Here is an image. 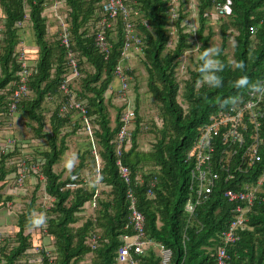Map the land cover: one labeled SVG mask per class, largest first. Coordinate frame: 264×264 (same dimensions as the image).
Segmentation results:
<instances>
[{
  "label": "trees",
  "instance_id": "obj_1",
  "mask_svg": "<svg viewBox=\"0 0 264 264\" xmlns=\"http://www.w3.org/2000/svg\"><path fill=\"white\" fill-rule=\"evenodd\" d=\"M63 1L71 48L82 74L71 89L91 119L102 186L96 207L92 210L89 205L92 210L89 213L85 205L92 202L99 190L94 183L96 161L89 137L80 132V114L59 113L63 101L59 86L66 73V52L60 45L58 31L50 34L48 30L44 7L48 0H0V131L10 128L16 140L0 155V210L15 212L9 203L14 207L17 202L21 204L13 227L8 226L2 232L0 264H83L85 259L90 264H119L120 236L134 233L125 197L127 186L116 166L115 137L122 125L125 105L122 101L116 106L112 95L107 96L116 80L114 71L122 59L123 22L118 17L105 30L111 44L105 56L95 46L104 0ZM226 1L123 0L132 12L138 13L134 20L135 35L140 39L142 52L137 56L146 72L147 90L156 116L151 127L144 123L135 85L134 130L121 159L131 174V188L136 208L144 216L146 237L171 251L166 264H215L216 250L221 245L219 235L234 217L238 204L228 202L224 192L240 191L243 183L251 185L264 173L262 118L261 161L253 166L248 164V158L243 162L246 143L240 146L238 142L233 145L227 141L224 145V133L218 134L212 139V169L219 179L212 193L192 214L185 209L188 201L196 199V187L190 188L192 165L186 161V155L203 132V126L218 111L240 104L247 92L264 80V0H229L231 14L218 16L215 7L223 6ZM176 4L178 7L173 12L172 6ZM191 5L195 9L196 27L187 31L185 21L194 13ZM25 6L29 27L17 25L24 19ZM214 25L218 26L217 33L212 29ZM26 33L32 34L31 43L36 47V52L28 50L26 55L33 68L28 82L30 94L20 102L18 119L12 120L7 106L19 68L15 47L20 41H30ZM134 72L130 67L125 71L129 78ZM111 109L115 110L114 117ZM249 129L253 130V123H249ZM145 133L154 135L149 150L139 145ZM76 137H85L86 142L78 148L77 164L66 171L61 161ZM228 145L237 150L235 155H221ZM220 156L231 168L232 181H226L225 173L218 167ZM17 160L39 165L44 181H38V174L31 172V177L24 181V192L12 193L18 174ZM84 169L89 170L88 176L82 172ZM75 174L79 186L66 188ZM87 178L89 181L85 183ZM154 178L153 196L149 197V181ZM44 196L51 199L46 208L41 205ZM263 199L264 183L251 207L247 228L238 231V240L226 248L228 264H264ZM42 211L46 215V234L41 231L39 212ZM44 237L52 245H48L55 256L52 262L44 251L47 250ZM92 238L94 244L90 243ZM34 249L40 251L36 253ZM135 262L162 264L154 246L144 255L135 256Z\"/></svg>",
  "mask_w": 264,
  "mask_h": 264
},
{
  "label": "built area",
  "instance_id": "obj_2",
  "mask_svg": "<svg viewBox=\"0 0 264 264\" xmlns=\"http://www.w3.org/2000/svg\"><path fill=\"white\" fill-rule=\"evenodd\" d=\"M26 1V0H25ZM171 3H178V0H170ZM230 1H226L223 6H216L218 16L224 17L231 14ZM63 0H48L44 7L47 11V16H52L57 20L58 34L60 45L65 49L66 56V73L63 75L62 82L59 86V93L63 96V101L60 103L59 113L60 114H74L78 112L80 114V132L85 136H88L92 144V153L96 161V168L94 171V183L101 188L100 183V171L99 164L100 158L98 157L97 151L94 146L93 140V128L90 117L86 113L84 105L77 100L75 93L71 89V86L77 82L82 74L79 68L78 59L73 52L69 38V33L67 30V25L64 16L59 14V11L64 9ZM178 5L172 6V11L175 12ZM194 9V6L191 5ZM24 19L18 23V26H30L28 8L25 6ZM195 12V11H194ZM138 15L137 12H132L123 2V0H104L101 3L100 9V20H99V31L95 35V46L97 49L108 56L111 44L107 40V35L105 30L112 27V22L114 23L118 17L122 19L123 22V32H124V43L121 54V62L117 65L114 71V77L119 83L120 91L119 97L122 98L125 109L122 113L121 121L122 125L115 137L116 145V166L118 168V173L122 181L127 186L126 199L129 202V220L132 225L134 233L132 235H122L120 236V241L122 243L118 250V263L119 264H135V256L144 255L152 246L156 247L157 252L161 258L162 264L169 262L171 257V251L163 246L155 245L154 242L147 238L144 230V216L136 208V199L134 192L131 188L132 179L131 174L127 166L122 162L121 155L132 138L134 124H135V113L133 111L132 101L126 96L129 90V81L131 78L127 77L125 71L127 66L124 62H129L134 56L139 55L141 51L140 39L135 35V17ZM191 21L188 19L185 21L187 24V31L194 30L195 25V14L190 17ZM1 37V34H0ZM31 41L23 40L20 41L15 47V58L19 65L16 71V79L13 82V87L11 90V95L8 101V115L12 120H16V114L20 105L22 98L29 96L30 92L28 89V82L33 74V68L29 65L26 60V55L28 50L31 52H36V47L31 43ZM198 45V44H197ZM198 47V46H196ZM183 64L181 66V71L183 72L184 63L186 57L182 58ZM111 90V88H110ZM264 118V80L261 82L259 87H256L247 92V96L242 100L240 104H232L228 109L220 110L218 113L209 117L207 124L203 126V132L195 140L190 151L186 155V161L190 162V188L196 187V199L195 201H188L186 203L185 209L188 213L192 214L196 207L203 203L208 196L212 193L216 181L219 179V174L212 169L213 160L212 155L214 153V146L212 139L218 134H223V143L230 141V144L235 145L237 142L241 146L244 142L247 147L245 148L242 161L245 162L248 158V164L253 166L261 161V156L259 155V129L260 120ZM76 123V122H75ZM249 123H253V130L249 129ZM74 124H72L73 126ZM79 132V133H80ZM249 142L247 144V140ZM16 142L13 132L9 129H3L0 131V155L6 153L10 147ZM242 144V145H243ZM233 145H228L225 150H222L223 154L235 155L237 150L232 149ZM234 150L232 153L229 152ZM17 166V177L14 180V185L11 188L12 193L18 194L23 193L25 190L24 181L30 178V173L38 174V181H44L43 175L40 173L41 168L39 165L27 163L24 160H17L15 162ZM218 167L226 175V181H232L234 179L231 173V168L229 165L223 163V158L221 156L218 160ZM246 172V170H245ZM71 182L66 185V188L74 189L78 187L77 180H79L78 175H73L70 178ZM141 182V180H139ZM33 182L34 178H33ZM85 182V181H84ZM264 183V173L258 178L253 184L243 183L242 190L233 191L228 189L224 192V198L228 202H238L234 209V217L228 223L225 230L219 235L221 245L217 248L215 254V264H228V255L226 248L228 245L233 244L238 240L237 233L240 230L247 228L248 215L251 211L252 205L257 201V194L260 191L262 184ZM156 178L149 181V190L147 192L149 197L153 196L151 191L155 187ZM248 184V185H247ZM99 190L95 192L93 200L90 203L91 209H95V200L99 196ZM264 201V199L262 200ZM51 202V199L47 196L42 198L41 205L43 208L47 207V204ZM9 205L16 208L17 211L20 209L21 204L16 203L15 207L12 202ZM90 209V208H89ZM90 209V210H91ZM91 210V211H92ZM38 215V214H37ZM39 218H41V231L43 234L47 232V222L45 212H39ZM6 231L0 227V241L2 232ZM90 243L94 244V238L90 240ZM91 244V245H92ZM50 248L47 246L46 252L47 257L50 262L55 258L54 254L50 252ZM43 250V248H41ZM37 253L38 249H34ZM36 260V262H38ZM40 264V263H38Z\"/></svg>",
  "mask_w": 264,
  "mask_h": 264
},
{
  "label": "rangeland",
  "instance_id": "obj_3",
  "mask_svg": "<svg viewBox=\"0 0 264 264\" xmlns=\"http://www.w3.org/2000/svg\"><path fill=\"white\" fill-rule=\"evenodd\" d=\"M194 1H196V0H194ZM193 14H195V12ZM212 15H214V14H212ZM189 20L191 21V18H189ZM212 29H213V31H215L217 33L218 26L214 25L212 27ZM26 34L28 37L27 39H29L31 41L32 40V34H28V33H26ZM215 37H216V40H214V43L216 44V41L218 39V35H216ZM139 59L140 58H138V56H134L131 60L132 62L127 64L128 67H130V69L133 68L135 71L134 75L131 78L129 87L133 88V87H135V85L138 87L136 94L138 95V99L140 102V114L143 118L144 123L147 124L149 127H151V124L153 123V119L156 115H155V110H154L152 98H151V96L147 90L146 72H145V69L143 68V66L141 65V63L139 62ZM135 80H137V81H135ZM117 85H119V83L117 80H115L113 82L112 86L115 87ZM111 110H112V115H114L115 110H113V109H111ZM47 129H48V127H47ZM153 141H154L153 133H145L141 137L139 145L141 148L148 150L151 148V144ZM84 142H86L85 137H76L69 144V145H71L70 149H72L74 147L76 149H78L81 145L84 146ZM72 144H73V146H72ZM74 145H78V146H74ZM64 158L65 157L63 156L62 160ZM59 167H60V164L57 166V168H59ZM16 211H17L16 208H15V212H13L11 210H7V209H1L0 210V226H2V220L6 218L5 221H7V224L10 227H13V224L15 222ZM43 243L46 244V246L51 245L48 237H44ZM83 264H90V262L88 259H85Z\"/></svg>",
  "mask_w": 264,
  "mask_h": 264
},
{
  "label": "crops",
  "instance_id": "obj_4",
  "mask_svg": "<svg viewBox=\"0 0 264 264\" xmlns=\"http://www.w3.org/2000/svg\"><path fill=\"white\" fill-rule=\"evenodd\" d=\"M48 14V13H47ZM59 14L61 16H64V10L59 11ZM48 30L50 32V34L52 33H56L58 31V26H57V20L55 18H53L51 15L48 16ZM132 61L127 62L126 64L131 63ZM119 91H120V87L119 85L115 86V87H111V90L107 93V96L112 95L113 98V103H115L116 106H119L122 103V98L119 97ZM135 93V89L132 87H129V90L127 91L126 96H128V98L132 101V104H135V100H136V95ZM111 115H112V110H111ZM113 116V115H112ZM114 117V116H113ZM18 118H16L17 120ZM70 130V128H69ZM19 133L21 132L20 130L18 131ZM23 134V131L21 132ZM74 139V138H73ZM140 142V140H139ZM73 146V144H72ZM77 146V145H74ZM71 145H69V149L67 152H65L64 154V159L61 161V167L65 168L66 171L70 170L71 168H73L76 164H77V160H78V149H76L75 147L70 149ZM141 148V147H140ZM142 149V148H141ZM144 149V148H143ZM146 150V149H145ZM149 150V149H148ZM78 155V156H77ZM83 173H85L88 176L89 170H83ZM84 174V175H85ZM90 178V177H89ZM88 178L85 180V183L88 182ZM101 190V188H99V191ZM89 205L90 203H87L85 205L87 211H89V213H91L90 209H89ZM6 219V218H5ZM5 219L2 220V226L0 227H4L3 229L7 228L9 225L7 224V221H5Z\"/></svg>",
  "mask_w": 264,
  "mask_h": 264
},
{
  "label": "clouds",
  "instance_id": "obj_5",
  "mask_svg": "<svg viewBox=\"0 0 264 264\" xmlns=\"http://www.w3.org/2000/svg\"><path fill=\"white\" fill-rule=\"evenodd\" d=\"M208 53L206 52L204 55L206 56ZM203 58V57H202Z\"/></svg>",
  "mask_w": 264,
  "mask_h": 264
}]
</instances>
